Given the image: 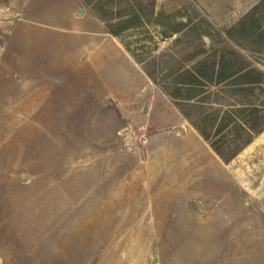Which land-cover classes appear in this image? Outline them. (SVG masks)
<instances>
[{"label":"rangeland","instance_id":"1","mask_svg":"<svg viewBox=\"0 0 264 264\" xmlns=\"http://www.w3.org/2000/svg\"><path fill=\"white\" fill-rule=\"evenodd\" d=\"M260 70L264 0H0V264H264V130L198 126L264 119Z\"/></svg>","mask_w":264,"mask_h":264},{"label":"trees","instance_id":"2","mask_svg":"<svg viewBox=\"0 0 264 264\" xmlns=\"http://www.w3.org/2000/svg\"><path fill=\"white\" fill-rule=\"evenodd\" d=\"M161 12H158V14ZM138 22H141V17L139 15H134ZM128 26V28L132 27ZM173 32H178L180 29H178V26H172L171 27ZM110 32L118 35L119 33L116 32L113 29H110ZM247 69H242L240 72H235L229 75H225L226 79H231L241 72H246ZM223 73V72H221ZM194 74V75H193ZM192 75L196 79L201 78L200 73H193ZM220 75V72L218 76ZM261 77L259 79H256L254 81H248L246 84H259V88L264 91V71L260 70ZM223 76L221 75V78ZM193 83V82H191ZM116 106V105H115ZM250 107H243L242 109H229L224 111V113L217 117L211 118L210 116L203 117L201 124H198L199 129L201 133L205 136L206 139L210 140L212 147L219 153L223 158L229 160L233 158L235 155H237L243 147L248 145L251 140L253 139L254 135L256 133H260L264 130V119L261 115L256 116L254 114L258 113L259 107H254L252 109V115L244 116L243 113L246 109ZM216 123L217 127L214 129L215 135L217 140H212V133L211 127L213 124ZM233 136V137H231ZM234 141V144L236 145V149H224L223 146H225L227 143H232Z\"/></svg>","mask_w":264,"mask_h":264},{"label":"crops","instance_id":"3","mask_svg":"<svg viewBox=\"0 0 264 264\" xmlns=\"http://www.w3.org/2000/svg\"><path fill=\"white\" fill-rule=\"evenodd\" d=\"M107 49L109 50V55L112 56V59L108 63V72L110 74V79L117 83V86H115L116 88L124 89L130 82L132 86L131 90L134 91L138 85H141V83H144L148 79L146 72L129 52L119 51L116 45H112Z\"/></svg>","mask_w":264,"mask_h":264},{"label":"water","instance_id":"4","mask_svg":"<svg viewBox=\"0 0 264 264\" xmlns=\"http://www.w3.org/2000/svg\"><path fill=\"white\" fill-rule=\"evenodd\" d=\"M125 130L126 131L128 130V127L127 126H125V127L122 128V131H125ZM128 137H129V139H131V141H133L134 138H133V134L131 132L128 133Z\"/></svg>","mask_w":264,"mask_h":264}]
</instances>
